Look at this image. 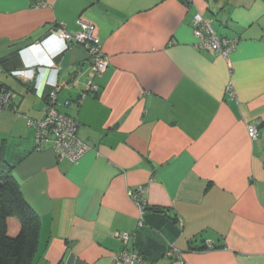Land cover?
Wrapping results in <instances>:
<instances>
[{"label": "crops", "instance_id": "1", "mask_svg": "<svg viewBox=\"0 0 264 264\" xmlns=\"http://www.w3.org/2000/svg\"><path fill=\"white\" fill-rule=\"evenodd\" d=\"M198 14L238 39L228 58L195 48ZM79 19L108 58L100 78L83 46L53 36ZM34 66V79L11 75ZM57 88L90 147L75 164L37 149L29 126ZM0 90L16 93L0 154L40 219L34 264H123L124 251L135 264H264V0H0Z\"/></svg>", "mask_w": 264, "mask_h": 264}, {"label": "built area", "instance_id": "2", "mask_svg": "<svg viewBox=\"0 0 264 264\" xmlns=\"http://www.w3.org/2000/svg\"><path fill=\"white\" fill-rule=\"evenodd\" d=\"M40 1L36 6H44ZM80 30L75 35H71L66 31V25L60 24L54 31L53 36L64 41L65 43H74L83 46L89 55V61L92 67L94 77H102L109 65L107 56L104 54L100 40L96 35V27L90 22L82 19L78 20ZM194 36L196 38L195 48L210 50L215 54L228 58L234 53L238 46V39L228 38L217 34L211 22L205 20L201 15L194 17ZM41 44L31 46V48H40ZM51 68L55 67L54 63L49 62ZM39 67L34 66L29 69L15 70L11 72L14 77H27L32 79L36 77ZM90 91L97 93L100 87L92 80L89 83ZM58 88L53 91L46 105V113L42 120L29 121V126L35 130V143L37 149H40L44 144L51 142L52 148L59 160L68 159L72 163H77L88 151L90 147L82 142L78 137L79 123L76 118L62 113L58 108ZM231 90V88H230ZM232 93V91H231ZM234 96V94L232 93ZM16 98V93L10 90H0V111L7 109L12 101ZM84 98V97H83ZM80 99L79 104L83 102ZM248 134L252 140H257L260 136L258 124H252L248 127ZM146 189L143 187L135 191H130L129 195L133 198L135 205L140 212V224L143 223V215L145 213L146 202L143 194ZM129 233H118L117 237L125 244H128L131 239ZM213 245L209 243L208 248ZM167 256L173 259L181 260V252L170 246ZM117 260L123 264H135L136 261H141L138 255L124 251Z\"/></svg>", "mask_w": 264, "mask_h": 264}, {"label": "trees", "instance_id": "3", "mask_svg": "<svg viewBox=\"0 0 264 264\" xmlns=\"http://www.w3.org/2000/svg\"><path fill=\"white\" fill-rule=\"evenodd\" d=\"M12 172L13 168L0 154V264H34L39 247L40 219L24 198ZM149 210L146 205L142 224L146 223ZM170 246L166 248V256ZM208 249L205 245L200 250Z\"/></svg>", "mask_w": 264, "mask_h": 264}, {"label": "water", "instance_id": "4", "mask_svg": "<svg viewBox=\"0 0 264 264\" xmlns=\"http://www.w3.org/2000/svg\"><path fill=\"white\" fill-rule=\"evenodd\" d=\"M117 126H118V125H117ZM117 126H116V127H117Z\"/></svg>", "mask_w": 264, "mask_h": 264}]
</instances>
